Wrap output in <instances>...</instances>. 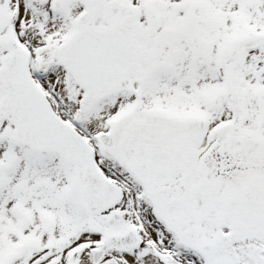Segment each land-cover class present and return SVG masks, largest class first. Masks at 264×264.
Segmentation results:
<instances>
[{
  "label": "snow or ice",
  "instance_id": "obj_1",
  "mask_svg": "<svg viewBox=\"0 0 264 264\" xmlns=\"http://www.w3.org/2000/svg\"><path fill=\"white\" fill-rule=\"evenodd\" d=\"M0 264H264V0H0Z\"/></svg>",
  "mask_w": 264,
  "mask_h": 264
}]
</instances>
